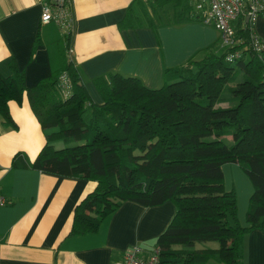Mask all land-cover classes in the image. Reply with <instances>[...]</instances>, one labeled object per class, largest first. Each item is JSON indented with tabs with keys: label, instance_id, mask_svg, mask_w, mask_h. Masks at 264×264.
<instances>
[{
	"label": "trees",
	"instance_id": "trees-1",
	"mask_svg": "<svg viewBox=\"0 0 264 264\" xmlns=\"http://www.w3.org/2000/svg\"><path fill=\"white\" fill-rule=\"evenodd\" d=\"M254 31L239 19L236 43L222 45L219 36L200 55L165 67L159 87L119 72L98 75L93 81L100 102L65 57L59 70L30 86L10 61L11 73L0 72L2 122L16 126L8 101L20 102L26 92L41 127L49 130L32 160L16 152L11 165L96 181L75 206L70 234L97 231L124 200L143 205L171 200L175 212L154 243L159 264H205L210 258L244 264L245 234L264 231V49L255 50ZM63 38L67 42L69 33ZM236 51L239 56L226 58ZM62 70L72 82L68 97L57 85ZM225 136L232 141L225 143ZM56 139L64 145L55 147ZM226 162H237L253 185L244 225L237 219L235 191L223 182ZM203 240L218 246L191 247Z\"/></svg>",
	"mask_w": 264,
	"mask_h": 264
},
{
	"label": "crops",
	"instance_id": "crops-1",
	"mask_svg": "<svg viewBox=\"0 0 264 264\" xmlns=\"http://www.w3.org/2000/svg\"><path fill=\"white\" fill-rule=\"evenodd\" d=\"M44 1L0 0V72L10 74L9 62L13 61L23 72L25 85H33L64 65L62 43L64 57L73 63L96 102L101 96L94 77L119 72L137 76L148 87H159L165 67L198 56L219 40L213 24L187 18L192 11L185 4L176 12L179 2L69 0L72 26L66 42L54 21L40 22ZM167 3H172L178 15L162 23L149 21V14L158 13ZM254 27L264 40V18H257ZM219 47L220 42L215 49ZM8 107L16 126L5 125L0 117V193L7 199L0 206V264H120L133 243L141 247L143 255L156 246V237L175 212L171 200L155 205L124 200L101 220L97 231L70 234L75 206L96 181L13 167V154L20 152L32 160L49 130L41 127L26 92L20 102L10 99ZM54 142L60 144L58 147L64 145L62 139L54 140L55 146ZM222 170L227 189L235 185L232 173L243 176L237 162L223 163ZM246 182V199L237 204V218L242 224H246L245 210L253 190L250 180ZM208 241H196L191 247L218 246ZM244 262L264 264L263 230L254 228L246 233ZM205 264L223 262L210 258Z\"/></svg>",
	"mask_w": 264,
	"mask_h": 264
},
{
	"label": "built area",
	"instance_id": "built-area-1",
	"mask_svg": "<svg viewBox=\"0 0 264 264\" xmlns=\"http://www.w3.org/2000/svg\"><path fill=\"white\" fill-rule=\"evenodd\" d=\"M144 2L151 0H141ZM194 7L192 14L197 15L203 22L213 24L219 31L222 45H232L238 41L236 24L239 19H246L255 30L257 18H264V0H186ZM54 21L63 34L69 33L72 26V12L69 0H45L42 3L40 22ZM253 46L256 51L264 49V40L254 31ZM72 51L68 48V53ZM239 52H230L228 60L239 56ZM58 87L64 97L72 93V82L66 70L58 76ZM7 199L0 193V206ZM159 246L153 247L146 255L138 244L133 243L123 254L120 264H159Z\"/></svg>",
	"mask_w": 264,
	"mask_h": 264
},
{
	"label": "rangeland",
	"instance_id": "rangeland-1",
	"mask_svg": "<svg viewBox=\"0 0 264 264\" xmlns=\"http://www.w3.org/2000/svg\"><path fill=\"white\" fill-rule=\"evenodd\" d=\"M187 2L185 1V0H182V2L177 6V8H176V12H177V10H179V9H181V7L184 5V4H186ZM163 7L164 8H162V9H160L159 10V14L158 13H155V14H149V18H150V20L149 21H151L153 24H156V23H162V22H166V21H169V20H172L173 19V14H175V10H174V7L172 6V3H167V4H165V5H163ZM187 7L189 8V9H191V11L193 12L194 11V7L191 5V4H188L187 3ZM176 16L178 15V13L177 14H175ZM147 19V18H146ZM148 21V22H149ZM220 42H221V40H220ZM61 43V42H60ZM61 55H62V58H64V45L61 43ZM62 58H61V61H62ZM241 75H239L238 76V78L237 79H241V77H240ZM86 115V117H87V115H88V113H86L85 114ZM224 141H225V143H230L231 141H232V139H231V137H229V136H225L224 137ZM58 142V141H57ZM57 142L55 143V146L56 147H58L59 145L57 144ZM239 168H241V170H242V174H243V176H240V175H237V174H233L232 173V176L234 177V179L232 180V181H235V187L233 186V189H234V191H235V195H236V203L238 204V203H241V201H242V199H243V201L246 199V195H247V193H248V184H247V182H246V180L248 181V180H250V178H249V176L247 175V173L244 171V169L239 165ZM223 171V170H222ZM225 176H224V174H223V182H224V185H225V188H226V185H228L227 184V182H228V180H227V177L226 178H224ZM226 179V180H225ZM246 179V180H245ZM226 182V183H225ZM250 182H251V180H250ZM251 184H252V182H251ZM253 186V185H252ZM252 192V191H251ZM251 194V193H250ZM250 196V195H249ZM248 202H249V199H248ZM247 205H248V203H247ZM247 209V208H246ZM237 213H238V206H237ZM238 217V216H237ZM238 219V218H237ZM244 219H245V221H246V210H245V216H244ZM239 221V220H238ZM240 224H242L241 222H239ZM242 225H244V224H242ZM246 235V234H245ZM245 237V236H244ZM208 242H210L209 244L211 245V244H215V245H218V241H216V240H211V241H208ZM244 245V244H243ZM177 247H182L183 245L182 244H177L176 245ZM244 248V247H243ZM243 263L245 264V262H244V251H243ZM224 264V263H223Z\"/></svg>",
	"mask_w": 264,
	"mask_h": 264
}]
</instances>
